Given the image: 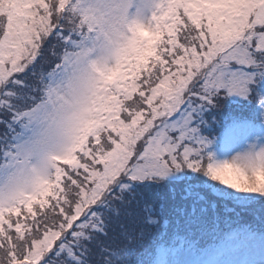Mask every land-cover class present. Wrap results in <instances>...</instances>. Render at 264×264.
<instances>
[{"label": "snow or ice", "instance_id": "obj_1", "mask_svg": "<svg viewBox=\"0 0 264 264\" xmlns=\"http://www.w3.org/2000/svg\"><path fill=\"white\" fill-rule=\"evenodd\" d=\"M0 264H264V0H0Z\"/></svg>", "mask_w": 264, "mask_h": 264}]
</instances>
